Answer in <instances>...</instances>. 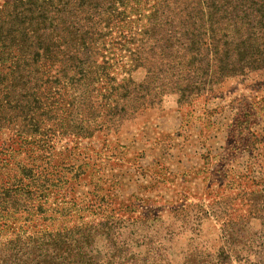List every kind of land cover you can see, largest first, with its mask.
Here are the masks:
<instances>
[{
    "label": "trees",
    "instance_id": "trees-1",
    "mask_svg": "<svg viewBox=\"0 0 264 264\" xmlns=\"http://www.w3.org/2000/svg\"><path fill=\"white\" fill-rule=\"evenodd\" d=\"M256 70H264V0H0V134L11 135L0 147V264H179L169 257L172 235L144 230L156 219L106 213L110 190L98 183L112 188L115 179L95 182L96 219L73 213L72 198L49 196L78 188L84 169L108 155L107 137L147 122L166 96L185 105ZM68 137L84 159L52 164L54 141ZM96 139L95 152L79 147ZM252 206L253 216L223 223L234 256L264 248L260 195ZM38 219L48 229L2 230Z\"/></svg>",
    "mask_w": 264,
    "mask_h": 264
},
{
    "label": "rangeland",
    "instance_id": "rangeland-1",
    "mask_svg": "<svg viewBox=\"0 0 264 264\" xmlns=\"http://www.w3.org/2000/svg\"><path fill=\"white\" fill-rule=\"evenodd\" d=\"M139 121L118 137L108 136V155L94 158L96 167L84 169L78 188L53 192L49 202L72 198L73 213L86 221L96 219L100 206L93 195L95 182L115 179L112 188L98 183L99 189L110 190L104 195L106 213L156 219L144 230L173 236L167 243L172 261L185 264L187 254L201 251L200 264H264V248L252 247L256 253L251 256H234L235 245L221 235L228 233L224 222L254 215L255 195L264 201V70L225 78L185 105L175 95L166 96L147 122ZM10 140L8 132L0 134V147ZM77 142L73 137L56 139L52 164L65 160L79 165L84 158ZM79 147L95 152L103 147V139L82 141ZM65 194L68 197L61 198ZM90 204L92 211L87 209ZM48 224L40 219L9 222L2 230L35 231L48 229ZM255 226L260 228L258 222Z\"/></svg>",
    "mask_w": 264,
    "mask_h": 264
}]
</instances>
